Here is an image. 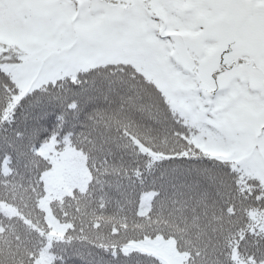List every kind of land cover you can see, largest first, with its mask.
<instances>
[{"label": "snow or ice", "instance_id": "1", "mask_svg": "<svg viewBox=\"0 0 264 264\" xmlns=\"http://www.w3.org/2000/svg\"><path fill=\"white\" fill-rule=\"evenodd\" d=\"M0 264H264V0H0Z\"/></svg>", "mask_w": 264, "mask_h": 264}]
</instances>
